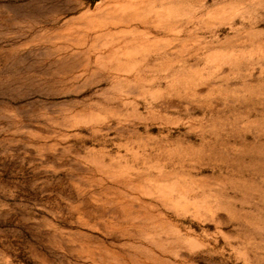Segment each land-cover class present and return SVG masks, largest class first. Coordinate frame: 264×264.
Listing matches in <instances>:
<instances>
[{
  "label": "rangeland",
  "instance_id": "374dc122",
  "mask_svg": "<svg viewBox=\"0 0 264 264\" xmlns=\"http://www.w3.org/2000/svg\"><path fill=\"white\" fill-rule=\"evenodd\" d=\"M0 264H264V0H0Z\"/></svg>",
  "mask_w": 264,
  "mask_h": 264
}]
</instances>
